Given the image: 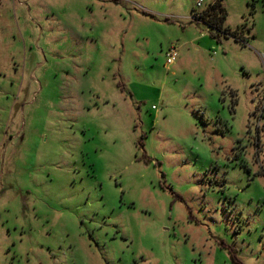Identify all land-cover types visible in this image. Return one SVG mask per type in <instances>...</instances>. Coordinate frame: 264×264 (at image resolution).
Here are the masks:
<instances>
[{
  "label": "rangeland",
  "instance_id": "obj_1",
  "mask_svg": "<svg viewBox=\"0 0 264 264\" xmlns=\"http://www.w3.org/2000/svg\"><path fill=\"white\" fill-rule=\"evenodd\" d=\"M196 2L0 0V264H264V0Z\"/></svg>",
  "mask_w": 264,
  "mask_h": 264
},
{
  "label": "trees",
  "instance_id": "obj_2",
  "mask_svg": "<svg viewBox=\"0 0 264 264\" xmlns=\"http://www.w3.org/2000/svg\"><path fill=\"white\" fill-rule=\"evenodd\" d=\"M223 0H217L211 4L203 13L200 20L194 21L197 23H203L206 25L210 31V37L216 39L218 43L222 42V37L233 36L238 39V33H232L228 27L225 26L227 20V12L225 7L222 5ZM167 21H169L167 19ZM264 175V172L262 173ZM236 264H244L239 259H235Z\"/></svg>",
  "mask_w": 264,
  "mask_h": 264
},
{
  "label": "built area",
  "instance_id": "obj_3",
  "mask_svg": "<svg viewBox=\"0 0 264 264\" xmlns=\"http://www.w3.org/2000/svg\"><path fill=\"white\" fill-rule=\"evenodd\" d=\"M203 4H204V0H197L196 6L191 16L192 21H198L203 16L204 11L206 10L203 9L202 11H200V9L203 7ZM167 57H168L167 64L169 66L174 65V63L177 61L178 53H177V48L174 45L170 48Z\"/></svg>",
  "mask_w": 264,
  "mask_h": 264
},
{
  "label": "crops",
  "instance_id": "obj_4",
  "mask_svg": "<svg viewBox=\"0 0 264 264\" xmlns=\"http://www.w3.org/2000/svg\"><path fill=\"white\" fill-rule=\"evenodd\" d=\"M263 104H264V102H263ZM256 140H257V145H258V146L262 145V144H260V143H262V142H261V139H260V132H258V134H257V139H256ZM263 172H264V170H263Z\"/></svg>",
  "mask_w": 264,
  "mask_h": 264
}]
</instances>
